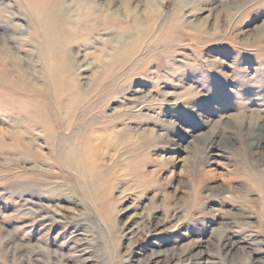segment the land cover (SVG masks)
<instances>
[{
  "label": "rangeland",
  "instance_id": "rangeland-1",
  "mask_svg": "<svg viewBox=\"0 0 264 264\" xmlns=\"http://www.w3.org/2000/svg\"><path fill=\"white\" fill-rule=\"evenodd\" d=\"M2 1L0 10L19 9ZM78 1H64L72 17ZM83 1L72 26L92 38L65 39L59 51L92 68L72 88L48 89L24 44L19 80L41 94L0 92V264H264V142L248 146L264 122V56L244 45L264 35V0ZM1 12L0 36L25 42L33 22ZM135 33L132 62L115 70ZM47 105L70 126L54 148L29 129L41 145L24 150L14 120Z\"/></svg>",
  "mask_w": 264,
  "mask_h": 264
},
{
  "label": "bare ground",
  "instance_id": "bare-ground-1",
  "mask_svg": "<svg viewBox=\"0 0 264 264\" xmlns=\"http://www.w3.org/2000/svg\"><path fill=\"white\" fill-rule=\"evenodd\" d=\"M0 1L3 3L2 0H0ZM64 1L65 0H16V4H18L19 9L17 10L16 13H12V14L10 12L9 6H5V8H1V10H3L5 13L8 14L7 17L5 16V19L7 21L8 20L9 21L17 20V19H19L18 16H21V14L23 16V14L25 13L24 16H26L27 19H30L31 22H33V24L35 25V27L28 34L25 42H23L24 40H22L19 43V42H17V38L12 37V36L10 38H8L7 40H6V38L0 36V92L2 91L3 93L16 95L19 98H22L24 101H27L29 98H31V99H34V97L37 98L41 94L39 92H36L35 88L27 87L22 80H19L20 79L19 76H20V74L22 75V72H23V68H22L23 58L19 57L17 54L19 53V50H21V48H23L22 45H24V44L26 46V45H30V43H31L35 47L34 49H36V52L34 54H36L35 57L39 59V60H37V62H39V65L43 71V74L45 76L44 79L46 82V88H48V89H52V90L54 89L55 90V88L58 86H61V87H65V86L69 87L70 86L72 88L77 83L75 81V78L76 79H77V77L80 78L81 74H83V73H81V71H82L81 69H83L86 72L87 70H90L92 68V64L86 65L85 64L86 62H84V60H81L82 56H79L77 53H76V55L73 56L74 57L73 59H70V54L68 53L67 50L64 52L59 51V48L61 47L60 45L65 43V39L70 40V42H73V41L78 40V39H82V41L87 42L88 40H90V38H92L89 35L94 33V32H89V31L84 30V29L80 30V28H75V30H74V27H73L74 25L77 24V19H75V17L79 18L78 13H81L79 10H81V8H83V6H87L86 4L88 2H85V1L82 2V0H79L78 4H80L79 5L80 8H76L77 10L75 11V15L72 17L69 14H70V9H74V7L71 4H69V6H66L67 2L65 4ZM80 2H82V3H80ZM1 10H0V14L2 13ZM197 10H196L195 14H197L202 9L201 10L199 9L198 11ZM2 27L4 28V26H2ZM178 27L179 26L173 27L175 33L177 32ZM171 31H172V29H171ZM198 31H197V34L203 33L201 31H199V32ZM16 32L19 34V30ZM14 33H15V31H14ZM138 36L139 35L135 33V36L133 37L134 43L135 42L137 43V41L139 42L141 40L140 38H137ZM193 36H195V35H193ZM142 37H143V35H142ZM167 37H169V36H167ZM170 37H172V36H170ZM200 38H201V35H200ZM207 38L208 37H206V39ZM9 39L11 40L12 43L17 44V47L16 46L15 47L14 46H8L6 42ZM2 40H4V42H2ZM202 40H205V39L202 38ZM163 41H164V39L156 40L155 44H152L151 47H149L151 52H155V50H156L155 48L158 45H160ZM208 41H210V40H208ZM227 41L231 44H233V42H234L231 39H229ZM67 42H69V41H67ZM167 42H169V41H167ZM136 43L133 44L131 47L127 46V48H126L125 45H123L121 47L118 54L113 58V61H114L113 63H115V64H112V65L117 66V68L115 70L120 71L124 67L129 65L130 62H132L133 56L135 55L137 49L139 48V46ZM140 44H143V43H140ZM244 45H246L248 47L255 48L256 52L259 56H261V54L264 56V35L261 36L260 34H255L254 38H252L251 40H246L244 42ZM64 47H66L65 49H67L68 47H70V45H66ZM129 54H131L132 56ZM78 57H79V59H78ZM257 62H258V60H257ZM105 63L106 62H104V60H103L102 66H104V68H105V66L106 67L108 66ZM213 65L215 66V64H213ZM218 67L225 69L224 66H218ZM115 72L116 71H114V73ZM79 74H80V76H78ZM101 77L102 76H100L99 78H101ZM99 78H94L93 80H91V84L97 83V85H98ZM260 79H262V78H260ZM27 90H29V91H27ZM20 91L25 93V94L20 93ZM30 93L33 95H31ZM66 93H68V91ZM72 93L76 97L77 100L79 99L78 100L79 102L81 101L80 99L84 98V95L80 94L76 90L73 91ZM5 103L6 102H4V104ZM8 104H9V102H8ZM55 105H56V103H55ZM24 106H26V105H24ZM45 112L46 113H44V115H42L43 113L41 114V117L34 116V117H32L33 120L29 121V119L31 118L30 117L31 116L30 111L26 110V108H22L21 114H23V115H19V117H16V119L14 120L15 128H14L13 132H11L13 137L19 141L18 142L19 147L23 146L24 150L25 149L26 150H28V149L32 150L33 145H35V144L41 145V143L37 142V140H40L39 136H37L34 133L29 132L30 131L29 129H31V130H33V132H34V130H36V131L39 130L40 134H43L45 136V138L47 140L46 142L51 145L50 147L54 148L55 140H57V138L59 136H61L59 134V131H58L59 128L62 127V125L65 126V124L69 125V119L66 117L65 121L62 120L61 116H59L60 115V108H58V107L57 108L53 107V106L50 107V105H47L45 108ZM22 116H23V119H21ZM45 116L51 118L52 122L49 119H47ZM244 118H245L244 114L236 115L234 117V121L233 122H225L223 124V128L225 130H231V128L235 124L237 126H239ZM252 120H253V118L249 119L250 126H251V123H253ZM209 135H212L213 139L221 136V134H219L217 130L210 132ZM234 139H236V138H234ZM20 142H24V143L21 144ZM263 142H264V122L261 123V125H259L255 135H253L252 140L248 146L252 150H258L261 148L260 145ZM47 143H45V145ZM60 145L61 144L59 143V147H60ZM38 147H41V146H38ZM258 159L264 160V154H258ZM234 244L235 243H231L230 246L232 247ZM180 259L181 258L179 257L178 262H181ZM174 260H176L175 257H171L169 259V261H171V262H174Z\"/></svg>",
  "mask_w": 264,
  "mask_h": 264
}]
</instances>
